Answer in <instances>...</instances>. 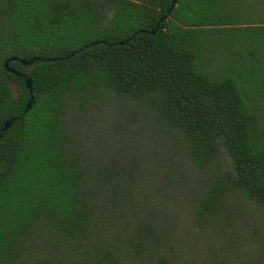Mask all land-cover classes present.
Wrapping results in <instances>:
<instances>
[{
  "label": "trees",
  "instance_id": "obj_1",
  "mask_svg": "<svg viewBox=\"0 0 264 264\" xmlns=\"http://www.w3.org/2000/svg\"><path fill=\"white\" fill-rule=\"evenodd\" d=\"M170 1L0 0V264H264V0Z\"/></svg>",
  "mask_w": 264,
  "mask_h": 264
},
{
  "label": "water",
  "instance_id": "obj_2",
  "mask_svg": "<svg viewBox=\"0 0 264 264\" xmlns=\"http://www.w3.org/2000/svg\"><path fill=\"white\" fill-rule=\"evenodd\" d=\"M173 4H174V0H171V1H170V5H169V9L172 7ZM167 12H168V10L162 15L161 18H163V16H165ZM153 30H154V29H153ZM153 30L150 31V32H153ZM121 42H122V41H121ZM121 42H120V43H121ZM89 44H93V42H91V43H89ZM89 44H85V45L79 47L78 49H76V51H80L81 49H83L84 47L88 46ZM72 54H73V52L69 53V54H68L67 56H65V57H61V58H46L45 60H47V61L58 60V59H62V58L69 57V56H71ZM11 60H16V61L20 62L22 65H28V64L31 63V61L33 60V58H16V57H10V58H7V59L4 60V68H5V70H6L7 72L11 73L12 75H14V76H18V77H20V78L22 79V84H23V86L27 89V91H28V96H27L26 102H25L24 107H23L22 111L20 112V114L17 115V116L10 117V118L6 119V120L3 122V124H2V126H1V128H0V135L2 134V132H3L5 129H7V128L10 126V124H11V122H12L13 120H15L16 118L22 116L26 111H28V110L32 107L33 102H34V100H33V96H32V94H31V90H30V86H31V80H30V77H29L28 75H26L25 73L18 72V71H16V70H14V69L8 67V66H7V63H8L9 61H11Z\"/></svg>",
  "mask_w": 264,
  "mask_h": 264
},
{
  "label": "rangeland",
  "instance_id": "obj_3",
  "mask_svg": "<svg viewBox=\"0 0 264 264\" xmlns=\"http://www.w3.org/2000/svg\"><path fill=\"white\" fill-rule=\"evenodd\" d=\"M107 99H115V98H107ZM102 113H105V112H103L101 109H97L96 111H93V112H91L90 114H91V116H92V118L93 119H97L98 118V116L100 115V114H102Z\"/></svg>",
  "mask_w": 264,
  "mask_h": 264
}]
</instances>
